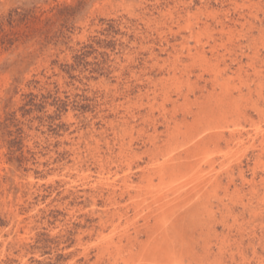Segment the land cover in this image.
Instances as JSON below:
<instances>
[{
    "label": "rangeland",
    "instance_id": "374dc122",
    "mask_svg": "<svg viewBox=\"0 0 264 264\" xmlns=\"http://www.w3.org/2000/svg\"><path fill=\"white\" fill-rule=\"evenodd\" d=\"M215 28L225 32L219 33ZM227 28L233 29L229 32ZM261 41L264 42V0H0V264H112L118 255L128 256L153 244H160L163 249L186 250L184 264H217L218 261V264H264V139H261L264 119L252 106L256 101L264 109V43ZM208 66L216 71L222 69L220 78L230 81L235 97L243 99L248 118L257 122L258 127L252 129L250 121L242 120V126L249 132L243 130L241 146L233 141L227 147L222 140L221 147L215 148L216 142L212 143L211 147L217 150L210 152L215 153L217 161L212 173L205 164L203 172H209L208 176L218 174L219 184L207 183L205 198L185 204L175 220L168 217L171 222L164 223L149 213L151 198L142 205L138 203L145 194L148 175L159 186L153 165L156 159L163 162V153L181 142L178 129L185 131L198 123L204 127L207 119H212L204 111L214 114L218 110L209 98L213 73H208ZM238 84L243 89L241 92L234 90ZM260 88L263 96L258 98L256 93ZM215 124L209 128L212 135L220 132ZM228 132L225 131L226 138ZM247 145L252 146L247 149ZM223 149L230 151L228 158L220 151ZM115 203L118 205L114 207ZM159 224L161 228L157 229ZM139 227L141 230H136ZM117 246L121 247L119 253ZM194 253L201 257L196 259ZM116 263L123 264L122 257Z\"/></svg>",
    "mask_w": 264,
    "mask_h": 264
},
{
    "label": "bare ground",
    "instance_id": "6f19581e",
    "mask_svg": "<svg viewBox=\"0 0 264 264\" xmlns=\"http://www.w3.org/2000/svg\"><path fill=\"white\" fill-rule=\"evenodd\" d=\"M190 15V14H189ZM257 17V16H256ZM258 18V17H257ZM222 20V19H221ZM223 21V20H222ZM262 21V20H261ZM191 22V21H190ZM224 22V21H223ZM220 23V22H219ZM225 23V22H224ZM260 23V22H259ZM240 24V23H239ZM238 25V24H237ZM245 25V24H244ZM189 26V25H188ZM215 26V25H214ZM221 26H223V25H221ZM225 26V25H224ZM227 26V25H226ZM230 26V25H229ZM233 26H235V25H233ZM195 27V26H194ZM223 28V27H222ZM237 28V27H236ZM242 28V27H241ZM215 29H217V28H215ZM214 29V30H215ZM220 29V28H219ZM233 29V28H232ZM231 29V30H232ZM231 30H229L228 28H227V31H231ZM235 30H237V29H235ZM246 30V29H245ZM255 30V29H254ZM257 30V29H256ZM255 30V31H256ZM216 31H218V29L216 30ZM221 32H225V31H223V30H220ZM220 31H218L219 33H220ZM244 31V30H243ZM245 32V31H244ZM247 32H249V31H247ZM210 33V32H209ZM211 33H213V32H211ZM232 33V32H231ZM240 33V32H239ZM246 33V32H245ZM216 34V33H215ZM228 34V33H227ZM244 34V33H243ZM230 34H228V36H229ZM235 35V34H234ZM246 35V34H245ZM218 36V35H217ZM227 36V37H228ZM237 36H239V34L237 35ZM247 36V35H246ZM256 36V35H255ZM222 37V36H221ZM226 37V38H227ZM231 37V36H230ZM212 38V37H211ZM233 38H235V37H233ZM232 38V39H233ZM239 38V37H238ZM241 38V37H240ZM261 38V37H260ZM263 38V37H262ZM186 39V38H185ZM220 39V38H219ZM219 39H218V41H219ZM228 39H231V38H228ZM242 39H243V37H242ZM252 39V38H251ZM210 40V39H209ZM240 40V39H239ZM212 41V40H211ZM210 41V42H211ZM225 41V40H224ZM244 41H245V39H244ZM221 42V41H220ZM229 42H233L232 40L231 41H229ZM228 42V43H229ZM262 43H264L263 41H261ZM252 43H253V41H252ZM259 43V42H258ZM198 44H200V43H198ZM218 44H220V43H218ZM224 44V43H223ZM234 44V43H233ZM249 44V43H248ZM202 45V44H201ZM206 45V44H205ZM209 45V44H208ZM234 45H236V44H234ZM237 45H239V44H237ZM236 45V46H237ZM262 45V44H261ZM183 46V45H182ZM198 46V45H197ZM210 46V45H209ZM231 46V45H230ZM243 46V45H242ZM263 46V45H262ZM193 47V46H192ZM207 47V46H206ZM234 47V46H233ZM248 47V46H247ZM250 48H252L251 46H249ZM257 47V46H256ZM255 47V48H256ZM259 47V46H258ZM230 48V47H229ZM228 48V49H229ZM241 48V47H240ZM260 48V47H259ZM199 49H200V47H199ZM198 49V50H199ZM211 49H212V47H211ZM215 49V48H214ZM236 49H238V48H236ZM249 49V48H248ZM264 49V48H263ZM205 50V49H204ZM216 50V49H215ZM219 50V49H218ZM240 50V49H239ZM251 50V49H250ZM249 50V51H250ZM192 51V50H191ZM208 51V50H207ZM212 51V50H211ZM232 51V50H231ZM230 51V52H231ZM264 51V50H263ZM224 52V51H223ZM229 52V53H230ZM252 52V51H251ZM184 53V52H183ZM194 53H196V52H194ZM227 53H228V51H227ZM228 53V54H229ZM248 53V52H247ZM246 53V54H247ZM254 53V52H253ZM258 53V52H257ZM189 54H191V53H189ZM200 54H201V52H200ZM203 54H204V52H203ZM225 54H226V52H225ZM238 54V53H237ZM237 54H235V55H237ZM245 54V55H246ZM186 55V54H185ZM210 55V54H209ZM214 55H215V53H214ZM217 55H219V54H217ZM216 55V56H217ZM231 55L233 56V54H232V52H231ZM234 55V56H235ZM241 55V54H240ZM179 56V55H178ZM188 56V55H187ZM205 56V55H204ZM229 56V55H228ZM177 57V56H176ZM185 57V56H184ZM189 57V56H188ZM195 57V56H194ZM201 57H202V55H201ZM220 57H221V55H220ZM245 57V56H244ZM247 57V56H246ZM245 57V58H246ZM190 58H192V56L190 57ZM205 58V57H204ZM231 58V57H230ZM236 58V57H235ZM234 58V59H235ZM241 58V57H240ZM180 59V58H179ZM216 59H217V57H216ZM206 60V59H205ZM204 60V62H206ZM230 60H232V59H230ZM236 60V59H235ZM239 60V59H238ZM249 60H251V59H249ZM255 60V59H254ZM170 61V60H169ZM210 61V60H209ZM219 61H220V59H219ZM221 61H223V60H221ZM216 62H218V60L216 61ZM224 62V61H223ZM239 62V61H238ZM254 62V61H253ZM202 63V62H201ZM204 64V63H203ZM207 64V63H206ZM214 63H212V65H213ZM216 64V63H215ZM219 64V63H218ZM230 64V63H229ZM245 64V63H244ZM244 64H242V65H244ZM248 64V63H247ZM185 65V64H184ZM208 65V64H207ZM257 65V64H256ZM258 65H260V64H258ZM264 65V64H263ZM176 66V65H175ZM215 66V65H214ZM247 66H249V65H247ZM173 67V66H172ZM199 67V66H198ZM204 67V66H203ZM210 66H208L207 68H208V73H210V74H212L213 73V75L211 76V78H210V80L209 79H207V80H209L211 83H212V87H213V89H212V91H211V94H210V96H209V98H211L210 100H212V103H214V104H211L213 107H214V105H215V107L216 108H218V110L217 109H215V110H217V111H215L214 112V114L212 113V111L210 112L209 110H206V111H204V109H200V107H201V105L199 106V105H197V106H199V109H200V111L202 112V111H204V112H206V113H209L208 114V116H211V118L212 119H210V120H208L207 119V121L205 122V121H203V122H205L206 124H205V126L202 128V127H200V126H198L199 125V123H198V125L196 126V124H195V126L194 125H190L191 123L190 122H188V121H186V122H188V123H190L189 125V127L187 128V130H185V131H181L180 132V129H178V127H177V129L179 130L178 132H179V134L180 135H182V139H179V140H181V142L179 143V144H177V141H176V144H177V146H175L174 145V147H172V148H169V149H167V152L165 151V153H163V162L162 161H160V159H156L155 161L156 162H154L155 164L153 165V168H155L156 169V171H157V176L159 177V179H160V184H159V186H157V185H154V183H153V178L150 176V175H148V180H147V184L145 185V194L144 195H142V200L140 201V203H138V204H140V205H142V203L144 204V202H145V200L146 199H148V198H151L153 201H152V204L151 205H149L148 207V209H149V213H151V215L153 214L155 217L156 216H158L161 220V222H171L170 220H167L168 219V217H173L172 219H174L175 220V218H177V217H175L176 215H178V214H176V213H178L179 211V209L181 210V207L183 208V206H185V204L187 205L189 202H191L192 200H201V197H204L203 196V194H204V189H205V185H207V183H209V185H214V183L216 184H219L218 182H219V178L217 177V175L218 174H216V175H212V176H208V174H210L209 172H211L212 173V170H214V166H215V163H216V161H217V159L215 158V153L213 154L212 152H210V150L211 151H213V152H215L216 150L215 149H213V147H211L212 146V143L214 142H216L214 145H215V148H218V147H221L220 146V144H221V141L222 140H224L223 142H225V145L227 146V147H229V146H231L232 144V142H233V144L234 143H237L238 144V146L240 145L241 146V144H243V130H245L246 132H249V130L247 129H245V127L244 126H242V120H245V121H247V122H251V127H252V129L255 127V130H256V128L258 127L257 126V122L255 123L254 121H253V119H251V118H248V115H247V112H246V110H247V108H246V110H245V105L244 104H242V100L243 99H237V98H239V96L238 97H235V95H234V93H233V87H231L229 84H231L230 83V81H228V79L227 80H224V78L222 77V78H220L221 76H222V74H221V70H219V71H216V70H214V68H209ZM223 67H224V65H223ZM227 67V66H226ZM244 67V66H243ZM191 68V67H190ZM228 68H229V66H228ZM170 69V68H169ZM215 69H219V68H215ZM224 69V68H223ZM236 69H237V67H236ZM173 70V69H172ZM206 70V69H205ZM227 70V69H226ZM187 71V70H186ZM202 71V70H201ZM234 71V70H233ZM232 71V72H233ZM262 71V70H261ZM163 72V71H162ZM176 71L174 70V73H175ZM239 72V71H238ZM254 72H255V70H254ZM184 73V72H183ZM201 73H203V72H201ZM201 73H199V74H201ZM257 73V72H256ZM233 74H234V72H233ZM202 75V74H201ZM227 75V74H226ZM173 76V75H172ZM187 76V75H186ZM198 76V75H197ZM210 76V75H209ZM230 76V75H229ZM247 76V75H246ZM257 76V75H256ZM262 76V75H261ZM237 77V76H236ZM239 77L241 78V75H239ZM200 78V77H199ZM249 78V77H248ZM261 78V77H260ZM186 79V78H185ZM221 79H223V81L221 82ZM235 79V78H234ZM255 79V78H254ZM161 80V79H160ZM159 80V81H160ZM200 80H201V78H200ZM203 80V79H202ZM233 80V79H232ZM245 80V79H244ZM246 80H247V78H246ZM258 80V79H257ZM159 81H157V82H159ZM162 81V80H161ZM251 81H252V79H251ZM250 81V82H251ZM261 81V80H260ZM264 81V80H263ZM178 83V82H177ZM188 83V82H187ZM249 83V82H248ZM255 83V82H254ZM258 83V82H257ZM161 84V83H160ZM165 84V83H164ZM199 84V83H198ZM243 84V83H242ZM256 84V83H255ZM209 85V84H208ZM253 85V84H252ZM259 85V84H258ZM263 85V84H262ZM210 86V85H209ZM217 86L219 87V89L220 90H218V88H217ZM257 86V85H256ZM264 86V85H263ZM262 86V87H263ZM152 87V86H151ZM180 87V86H179ZM207 87V86H206ZM243 87H246V86H243ZM253 87V86H252ZM150 88V87H149ZM157 88V87H156ZM160 88V87H159ZM195 88V87H194ZM205 88V87H204ZM235 89L234 90H236L237 89V91L239 90L240 92L243 90L242 89V87L238 84L237 86H235L234 87ZM250 88V87H249ZM264 88V87H263ZM151 89V88H150ZM200 89V88H199ZM198 89V90H199ZM248 89V88H247ZM252 89V88H251ZM256 89V88H255ZM181 90V89H180ZM205 90V89H204ZM249 90V89H248ZM247 91V90H246ZM262 88H260V89H258V91H257V95H258V98H261L262 96H263V93H262ZM149 92V91H148ZM151 92V91H150ZM167 92V91H166ZM180 92V91H179ZM191 92V91H190ZM197 92V91H196ZM195 92V93H196ZM251 92V91H250ZM147 93V92H146ZM170 93V92H169ZM177 93V92H176ZM208 93V92H207ZM236 93V92H235ZM252 93V92H251ZM152 94V93H151ZM165 94V93H164ZM168 94V93H167ZM180 94V93H179ZM192 94V93H191ZM194 94V93H193ZM241 95L243 94V93H240ZM239 94V95H240ZM247 94V93H246ZM169 95V94H168ZM173 95V94H172ZM186 95V94H185ZM200 95V94H199ZM205 95V94H204ZM148 97H149V95H147ZM153 95H151V97H152ZM165 96V95H164ZM183 96H184V94H183ZM197 96V95H196ZM201 96V95H200ZM245 96V95H244ZM249 96V95H248ZM158 97V96H157ZM195 97V96H194ZM155 98H156V95H155ZM155 98H154V100H155ZM184 98V97H183ZM203 97H201V99H202ZM241 98V97H240ZM246 98H248L247 97V95H246ZM245 98V99H246ZM192 99V98H191ZM264 99V98H263ZM150 100V99H149ZM153 100V99H152ZM151 100V101H152ZM153 100V101H154ZM177 100V99H176ZM183 100V99H182ZM194 100H196L195 98H194ZM199 101V100H198ZM208 101V100H207ZM252 101V100H251ZM185 102V101H184ZM196 102V101H195ZM210 102V101H209ZM247 102V101H246ZM264 102V101H263ZM151 103V102H150ZM173 103H175V101L173 102ZM182 103V102H181ZM189 103V102H188ZM190 103H191V100H190ZM193 103H194V101H193ZM193 103H191L192 105H195V104H193ZM205 103V102H204ZM248 103V102H247ZM259 103V102H258ZM153 104V103H152ZM198 104V103H197ZM203 104V103H202ZM162 105V104H161ZM185 105V108H186V103L184 104ZM209 105V104H208ZM249 105V104H248ZM203 106V105H202ZM252 106L254 107V108H256L257 109V111H258V114L260 115V118L262 119H264V109L263 108H261V107H259V105L257 104V102L256 101H253V104H252ZM195 107H196V105H195ZM206 107V106H205ZM213 107H211V109L213 108ZM155 108V107H154ZM197 108V107H196ZM208 109V108H207ZM250 110V109H249ZM176 111V110H175ZM197 111V110H196ZM199 111V112H200ZM251 111V110H250ZM172 112V111H171ZM179 112H181V111H179ZM183 112V111H182ZM199 112H196V113H198L199 114ZM203 112V113H204ZM252 112V111H251ZM163 113H165L164 111H163ZM184 113H185V111H184ZM250 113V112H249ZM170 114V113H169ZM168 114V115H169ZM257 114V113H256ZM163 115V114H162ZM206 115V114H205ZM190 116V115H189ZM201 116H203V115H201ZM200 115H199V117H201ZM258 116V115H257ZM177 117V116H176ZM180 117V116H179ZM182 117V116H181ZM195 117V116H194ZM198 117V116H197ZM259 117V116H258ZM182 118H184V116L182 117ZM204 118V117H203ZM171 119V118H170ZM189 119V118H188ZM199 119V118H198ZM201 119V118H200ZM206 119V118H205ZM168 120V119H167ZM172 120V119H171ZM174 120V119H173ZM179 120V119H178ZM183 120V119H182ZM255 120V119H254ZM198 121V120H197ZM170 122V121H169ZM182 122V121H181ZM192 122V121H191ZM214 122H216V124L215 125H217V127L219 128V130H220V132H217L218 130L215 128V130H217L215 133L216 134H218V135H216V134H211V132H210V130H209V128H211V126L214 124ZM260 122V121H259ZM263 122V121H262ZM155 123V122H154ZM180 123V122H179ZM111 124H112V122H111ZM202 124V123H201ZM212 124V125H211ZM157 125V124H156ZM171 125H173V124H171ZM186 125V124H185ZM230 125L232 126V127H230ZM246 125H248V124H246ZM259 125V124H258ZM112 126V125H111ZM133 126V125H132ZM161 126V125H160ZM168 126V125H167ZM169 127H170V124H169ZM183 127V126H182ZM260 127V126H259ZM172 128V127H171ZM176 128V127H175ZM175 128H174V130H175ZM179 128H181V126H179ZM213 128V127H212ZM157 130V129H156ZM171 130V129H170ZM229 131L228 133H229V138H226V135H225V131ZM251 130V129H250ZM148 131V130H147ZM169 131V130H168ZM167 131V132H168ZM130 132V131H129ZM153 132V131H152ZM257 132H259V129H257ZM260 133H261V131H260ZM263 133V132H262ZM114 134H115V131H114ZM166 134V133H165ZM175 134H177L176 132H175ZM252 134V133H251ZM255 134V133H254ZM258 134V133H257ZM264 134V133H263ZM157 135V134H156ZM172 135H174L173 133H172ZM171 135V136H172ZM214 135H216L217 137H215ZM261 135V134H260ZM140 136H141V134H140ZM251 135L249 134L248 135V137H250ZM257 137H259L258 135H256ZM255 136V137H256ZM263 136V135H262ZM166 137V136H165ZM170 136H168V138H169ZM173 137V136H172ZM176 137V136H175ZM245 137V136H244ZM116 138V137H115ZM215 138H217L216 140H213V139H215ZM252 138H254V137H252ZM155 139V138H154ZM249 139H251V138H249ZM262 139V141H263V139H264V136H263V138H261ZM145 140V139H144ZM160 140V139H159ZM170 140V139H169ZM248 140V139H247ZM247 140H245V141H247ZM252 141L251 142H253V139H251ZM260 140V139H259ZM258 140V141H259ZM115 141V140H114ZM124 141H125V139H124ZM142 141V140H141ZM156 141V140H155ZM172 141V140H171ZM249 141V140H248ZM255 141V140H254ZM116 142V141H115ZM134 142V141H133ZM159 142V141H158ZM174 142V141H173ZM250 142V141H249ZM251 142L250 143H248L249 145L251 144ZM132 143V142H131ZM156 143V142H155ZM164 143V142H163ZM175 143V142H174ZM259 143H260V141H259ZM134 144V143H133ZM151 144V143H150ZM172 143L170 142V145H171ZM246 144V143H245ZM159 145V144H158ZM168 145V144H167ZM234 145H236V144H234ZM253 145V144H252ZM251 145V146H252ZM255 145V144H254ZM109 146V145H108ZM111 146V145H110ZM124 146V145H123ZM131 146V145H130ZM145 146V145H144ZM243 146H246V145H243ZM251 146H248L247 145V149H248V147H251ZM121 147V146H120ZM223 147V146H222ZM255 147V146H254ZM133 148V147H132ZM233 148V147H232ZM246 148V147H245ZM98 149V148H97ZM118 149H120L119 147H118ZM238 149V148H237ZM257 149H258V146H257ZM114 150V149H113ZM156 150V149H155ZM225 149H223V151L222 150H220L221 152H223V154H225L226 155V157L229 155V153L228 152H230V151H224ZM245 150V149H244ZM262 150V149H261ZM125 151V150H124ZM197 151H200V152H197ZM237 151V150H236ZM239 151V150H238ZM237 151V152H238ZM247 151V150H246ZM258 151V150H257ZM112 152V151H111ZM196 152V153H195ZM220 152V153H221ZM254 152H256V151H254ZM261 152V151H260ZM114 153V152H113ZM126 153V152H125ZM151 153V152H150ZM157 153V152H156ZM219 153V152H218ZM239 153V152H238ZM262 153V152H261ZM149 154V153H148ZM183 154H185V156L183 155ZM248 154H250V153H248ZM113 155V154H112ZM116 155V154H115ZM151 155V154H150ZM161 155V154H160ZM231 155V154H230ZM233 155V154H232ZM241 155V154H240ZM239 155V156H240ZM243 155V154H242ZM261 155V154H260ZM157 156V155H156ZM238 156V155H237ZM236 156V157H237ZM125 157V156H124ZM155 157V156H154ZM226 157H222L223 159H225ZM242 157V156H241ZM248 157V156H247ZM261 157V156H260ZM120 158H122V156L120 157ZM119 158V159H120ZM132 158V157H131ZM156 158V157H155ZM154 158V159H155ZM228 158V157H227ZM230 158H233V156L232 157H230ZM82 159V158H81ZM123 159V158H122ZM142 159H143V157H142ZM220 159V158H219ZM234 159V158H233ZM245 159V158H244ZM260 159V158H259ZM118 160V159H117ZM121 160V159H120ZM132 160V159H131ZM159 160V161H158ZM220 160H222V159H220ZM236 160V159H235ZM78 161H80V160H78ZM133 161V160H132ZM131 161V162H132ZM143 161V160H142ZM147 161V160H146ZM150 161V160H149ZM154 161V160H153ZM228 161H229V159H228ZM246 161V160H245ZM122 162V161H121ZM136 162H137V160H136ZM227 162V161H226ZM232 162H233V160H232ZM236 162H239L238 160H236ZM261 162V161H260ZM120 163V162H119ZM150 163V162H149ZM218 163H219V161H218ZM231 163V162H230ZM230 163L228 162V165H230ZM120 164H122V163H120ZM124 164V163H123ZM122 164V165H123ZM142 164V163H141ZM140 164V165H141ZM203 164H205L206 166H208V168L210 167V169H209V172H203V171H205V168H203ZM264 164V163H263ZM138 165V164H137ZM218 165V164H217ZM231 165H232V163H231ZM248 165V164H247ZM80 166V165H79ZM87 166V165H86ZM85 166V167H86ZM148 166V165H147ZM81 167V166H80ZM88 167V166H87ZM125 167V166H124ZM142 167V166H141ZM219 167V166H218ZM222 167V166H221ZM226 167V166H225ZM225 167H224V169H225ZM252 167V166H251ZM76 168V167H75ZM79 168V167H78ZM134 168V167H133ZM136 168V167H135ZM223 168V167H222ZM227 168H229V167H227ZM254 168V167H253ZM263 168V167H262ZM261 168V169H262ZM77 169V168H76ZM86 169V168H85ZM128 169V168H127ZM216 169V168H215ZM223 169V170H224ZM235 169V168H234ZM246 169V168H245ZM81 170V169H80ZM104 170V169H103ZM111 170V169H110ZM226 170V169H225ZM231 170H233V169H231ZM264 170V169H263ZM132 171V170H131ZM134 171V170H133ZM136 171V170H135ZM146 171V170H145ZM207 171V170H206ZM220 171V170H219ZM236 171V170H235ZM80 172V171H79ZM83 172V171H82ZM81 172V173H82ZM89 172V171H88ZM87 172V173H88ZM127 172V171H126ZM223 172V171H222ZM227 172V171H226ZM245 172H247L246 170H245ZM261 172V171H260ZM263 172V171H262ZM139 173V172H138ZM219 173V172H218ZM233 173V172H232ZM235 173V172H234ZM132 174H133V172H132ZM155 174V173H154ZM223 174V173H222ZM239 174V173H238ZM252 174H254V172L252 173ZM87 175V174H86ZM111 175V174H110ZM114 175H116V173L114 174ZM124 175V174H123ZM130 175V174H129ZM207 175V178L205 179L203 176H206ZM229 175V174H228ZM227 175V176H228ZM242 175V174H241ZM249 175V174H248ZM256 175V174H255ZM90 176V175H89ZM88 176V177H89ZM119 176V175H118ZM141 176V175H140ZM139 176V177H140ZM225 176V175H224ZM234 176V175H233ZM250 176V175H249ZM254 176V175H253ZM252 176V177H253ZM85 177V176H84ZM103 177V176H102ZM110 177V176H109ZM130 177H131V175H130ZM142 177V176H141ZM144 177V176H143ZM156 177V176H155ZM222 177V176H221ZM251 177V176H250ZM258 177H260V176H257V178ZM82 178V177H81ZM87 178V177H86ZM106 178V177H105ZM111 178V177H110ZM115 178V177H114ZM138 178V177H137ZM145 178V177H144ZM227 178V177H226ZM239 178H240V176H239ZM246 178V177H245ZM244 178V179H245ZM256 178V177H255ZM261 178V177H260ZM263 178V177H262ZM88 179V178H87ZM86 179V180H87ZM103 179V178H102ZM109 179V178H108ZM107 179V180H108ZM121 179H122V177H121ZM125 179V178H124ZM146 179V178H145ZM222 179H223V177H222ZM247 179V178H246ZM245 179V180H246ZM84 180V179H83ZM113 180V179H112ZM127 180V179H126ZM132 180V179H131ZM228 180V179H227ZM260 180V179H259ZM102 181V180H101ZM100 181V182H101ZM111 181V180H110ZM115 181V180H114ZM120 181V180H119ZM118 181V182H119ZM122 181V180H121ZM138 181V180H137ZM237 181V180H236ZM235 181V182H236ZM106 182V181H105ZM117 182V181H116ZM228 182V181H227ZM246 182H247V180H246ZM249 182V181H248ZM251 182V181H250ZM253 182V181H252ZM259 182V181H258ZM111 183H112V181H111ZM110 183V184H111ZM128 183V182H127ZM141 183V182H140ZM139 183V184H140ZM146 183V182H145ZM144 183V184H145ZM156 183H158L157 181H156ZM263 183V182H262ZM102 184V183H101ZM100 184V185H101ZM124 184V183H123ZM138 184V185H139ZM202 184H204L203 186H202ZM84 185H86V184H84ZM90 185V184H89ZM95 185V184H94ZM109 185V184H108ZM114 185V184H113ZM116 185V184H115ZM141 185V184H140ZM241 185V184H240ZM253 185H254V183H253ZM101 186H103V185H101ZM112 186V185H111ZM120 186V185H119ZM127 186V185H126ZM248 186V185H247ZM249 186H252V185H249ZM98 187H100L99 185H98ZM105 187V186H104ZM115 187V186H114ZM135 187V185L133 186V188ZM224 187H225V185H224ZM263 187V186H262ZM95 188V187H94ZM93 188V189H94ZM107 188V187H106ZM105 188V189H106ZM217 188V187H216ZM254 188V187H253ZM97 189V188H96ZM108 189V188H107ZM128 189V188H127ZM135 189V188H134ZM142 189V188H141ZM144 189V188H143ZM226 188H224V190H225ZM229 189V188H228ZM246 189V188H245ZM248 190L249 189H251V188H247ZM99 190H101V189H99ZM119 190H120V188H119ZM223 190V191H224ZM106 191V190H105ZM123 191H124V189H123ZM206 191V190H205ZM227 191V190H226ZM255 191V190H254ZM261 191V190H260ZM103 192V191H102ZM110 192V191H109ZM112 192V191H111ZM114 192V191H113ZM143 192V191H142ZM219 192V191H218ZM236 192V191H235ZM234 192V193H235ZM249 192V191H248ZM83 193V192H82ZM84 193H85V191H84ZM225 193V192H224ZM243 193V192H242ZM120 194V193H119ZM130 194V193H129ZM140 194V193H139ZM226 194V193H225ZM264 194V193H263ZM97 195V194H96ZM108 195V194H107ZM107 195H106V199H107ZM113 194H111V196H112ZM133 195V194H132ZM231 195V194H230ZM236 195V194H235ZM238 195V194H237ZM258 195V194H257ZM122 196V195H121ZM127 196V198H128V194L126 195ZM125 196V197H126ZM146 196V197H145ZM232 196V195H231ZM252 197H253V195H251ZM260 196V195H259ZM101 197V196H100ZM110 197V196H109ZM108 197V198H109ZM113 197V196H112ZM111 197V198H112ZM116 197V196H115ZM114 197V198H115ZM123 197V196H122ZM136 197V196H135ZM238 197V196H237ZM240 197H241V195H240ZM99 198V197H98ZM205 198V197H204ZM203 198V199H204ZM248 198V197H247ZM96 199V198H95ZM105 199V200H106ZM134 199V198H133ZM140 199V198H139ZM232 199V198H231ZM264 199V198H263ZM4 200V199H3ZM103 200H104V198H103ZM229 200V199H228ZM238 200H240V198L238 199ZM248 200V199H247ZM254 200V199H253ZM259 200V199H258ZM5 201V200H4ZM3 201V202H4ZM122 201V200H121ZM148 201H150V200H148ZM233 201V200H232ZM241 201V200H240ZM246 201V200H245ZM249 201V200H248ZM100 202V201H99ZM104 202V201H103ZM102 202V203H103ZM110 202H111V200H110ZM115 202H118V201H115ZM134 202V201H133ZM139 202V201H138ZM197 202V201H196ZM201 202V201H200ZM203 202H205V201H203ZM243 202V201H242ZM63 203V202H62ZM96 203V202H95ZM127 203H128V200H127ZM213 203V202H212ZM223 203H225L226 204V202L224 201ZM223 203H220V204H223ZM233 203V202H232ZM232 203L230 202V204L232 205ZM117 203H115L113 206L115 207V205H116ZM147 204V203H146ZM145 204V205H146ZM191 204H192V202H191ZM241 204V203H240ZM249 204V203H248ZM256 204V203H255ZM102 205H104V204H102ZM118 205V204H117ZM190 205V204H189ZM205 205V204H204ZM242 205V204H241ZM93 206V205H92ZM101 206V205H100ZM131 206V205H130ZM129 206V207H130ZM147 206V205H146ZM223 206V205H222ZM221 206V207H222ZM245 206V205H244ZM251 206H253V205H251ZM118 207V206H117ZM122 207V206H121ZM135 207V206H134ZM142 207H144V206H142ZM141 207V208H142ZM187 207V206H186ZM186 207L184 208V209H186ZM189 207V206H188ZM226 207H227V205H226ZM225 207V208H226ZM243 207V206H242ZM241 207V208H242ZM261 208H262V206H260ZM108 208V207H107ZM113 208V207H112ZM123 208V207H122ZM121 208V209H122ZM128 208V207H127ZM136 208H137V206H136ZM135 208V209H136ZM218 208H219V206H218ZM255 208V207H254ZM97 209V208H96ZM106 209V208H105ZM105 209H103V210H105ZM116 209V208H115ZM114 209V210H115ZM129 209V208H128ZM134 209V210H135ZM195 209V208H194ZM194 209L193 210H191V213H192V211L194 212ZM201 209V208H200ZM203 209V208H202ZM212 209V208H211ZM226 209H228V208H226ZM225 209V210H226ZM251 209H252V207H251ZM257 209H259V208H257ZM106 210H108V209H106ZM110 210V209H109ZM132 210V209H131ZM141 210V209H140ZM143 210V209H142ZM214 210V209H213ZM222 210V209H221ZM224 210V209H223ZM232 210V209H231ZM242 210V209H241ZM248 210V209H247ZM91 211H93V210H91ZM111 211H112V209H111ZM137 211V210H136ZM145 211V210H144ZM147 211V210H146ZM189 211V210H188ZM198 211H200V210H198ZM260 211V210H259ZM116 212H117V210H116ZM124 212V211H123ZM140 212V211H139ZM203 212V211H202ZM201 212V213H202ZM206 212V211H205ZM208 212V211H207ZM224 212V211H223ZM237 212V211H236ZM243 212V211H242ZM258 212V211H257ZM256 212V213H257ZM107 213V212H106ZM111 213V212H110ZM119 213V212H118ZM122 213V212H121ZM135 214H136V212H134ZM144 213V212H143ZM190 213V214H191ZM218 213V212H217ZM226 213H227V211H226ZM225 213V214H226ZM234 213V212H233ZM238 213V212H237ZM250 213H252V211L250 212ZM112 214V213H111ZM123 214V213H122ZM121 214V215H122ZM130 214V213H129ZM145 214V213H144ZM181 214V213H180ZM210 214H212V213H210ZM210 214H208V215H210ZM246 214V213H245ZM252 214H254V213H252ZM258 214V213H257ZM13 215V214H12ZM86 215V214H85ZM95 215V214H94ZM191 215H194V214H191ZM203 215V214H202ZM216 215V214H215ZM219 215H221V214H219ZM228 215H229V213H228ZM232 215V214H231ZM231 215H229V216H231ZM91 215H89V217H90ZM119 216V215H118ZM140 216V215H139ZM148 216V215H147ZM205 216V215H204ZM224 216V215H223ZM228 216V217H229ZM86 217H87V215H86ZM94 217V216H93ZM109 217V216H108ZM114 217H115V215H114ZM113 217V218H114ZM117 217V216H116ZM149 217V216H148ZM153 217V216H152ZM179 217H181V216H179ZM183 217H184V215H183ZM209 217V216H208ZM227 217V216H226ZM241 217V216H240ZM255 217V216H254ZM13 218H14V216H13ZM100 218V217H99ZM99 218H97V219H99ZM104 218V217H103ZM119 218V217H118ZM117 218V219H118ZM121 218V217H120ZM123 218V217H122ZM138 218V217H137ZM137 218H135V219H137ZM150 218V217H149ZM158 218V219H159ZM190 217H188V219H189ZM193 218V217H192ZM214 218V217H213ZM222 218V217H221ZM231 218H232V216H231ZM236 218V217H235ZM234 218V219H235ZM250 217H248V219H249ZM253 218V217H252ZM19 219V218H18ZM106 219V218H105ZM115 219V218H114ZM130 219V218H129ZM133 219V218H132ZM144 220H145V218H143ZM155 221L157 220L156 218H153ZM212 219V218H211ZM210 219V220H211ZM217 219V218H216ZM215 219V220H216ZM219 219V218H218ZM224 219V218H223ZM227 219V218H226ZM225 219V220H226ZM233 219V218H232ZM231 219V220H232ZM107 220H110V219H107ZM146 220H147V218H146ZM153 220V221H154ZM181 220H182V218H181ZM203 220H204V218H203ZM209 220V221H210ZM243 219H241V221H242ZM250 220H252V219H250ZM250 220H248V221H250ZM13 221V220H12ZM11 221V222H12ZM98 221V220H97ZM113 221V220H112ZM125 221V220H124ZM123 221V222H124ZM127 222H128V220H126ZM143 221V220H142ZM150 221V220H149ZM183 221V220H182ZM181 221V222H182ZM206 221H208V220H206ZM224 221V220H223ZM230 221V220H229ZM240 221V220H239ZM246 221V220H245ZM102 222V221H101ZM108 222V221H107ZM119 222V221H118ZM117 222V223H118ZM122 222V224H124L125 225V223H123ZM130 222H132V221H130ZM133 222H134V219H133ZM157 222V221H156ZM159 222V221H158ZM173 222V221H172ZM205 222V221H204ZM220 222V221H219ZM222 222V221H221ZM225 222V221H224ZM223 222V223H224ZM13 223V222H12ZM113 223V222H112ZM116 223V224H117ZM120 223H121V219H120ZM137 223V222H136ZM175 223V222H174ZM192 223V222H191ZM203 223V222H202ZM202 223H200V225H203ZM216 223V222H215ZM226 223V222H225ZM232 223V222H231ZM115 224V223H114ZM119 224V223H118ZM131 224V223H130ZM142 224V223H141ZM144 224H146L147 225V223H144ZM144 224H143V226H144ZM152 224V223H151ZM154 224V223H153ZM161 224V223H160ZM159 224V225H160ZM172 224V223H171ZM188 224V223H187ZM196 224V223H195ZM209 224H211V223H209ZM207 225V226H210V225ZM214 224V223H213ZM222 224V223H221ZM228 224H229V222H228ZM236 224V223H235ZM19 225V224H18ZM100 225H102V223L100 224ZM123 225V226H124ZM162 225V224H161ZM161 225L157 228V229H160L161 228ZM184 225V224H183ZM198 225V224H197ZM214 225H216V224H214ZM224 225V224H223ZM227 225V224H226ZM231 225V224H230ZM240 225V224H239ZM105 226V225H104ZM117 226V225H116ZM133 226V225H132ZM138 225H136V227H137ZM199 226V225H198ZM220 226V225H219ZM241 226V225H240ZM255 226H257V225H255ZM17 227V226H16ZM100 227V226H99ZM149 227V226H148ZM151 227V226H150ZM153 227V226H152ZM156 227V226H155ZM164 227V226H163ZM172 227V226H171ZM182 227V226H181ZM188 227V226H187ZM200 227V226H199ZM198 227V228H199ZM211 227V226H210ZM209 227V228H210ZM214 226H212V228H213ZM225 227V226H224ZM230 227H232L233 229H234V227L231 225ZM243 227V226H242ZM253 227V226H252ZM12 228V227H11ZM103 228V227H102ZM113 228V227H112ZM116 228V227H115ZM145 228V227H144ZM147 228V227H146ZM154 228V227H153ZM153 228H152V232L154 231L153 230ZM205 228H207L208 229V227H205ZM236 228V227H235ZM241 228V227H240ZM257 228V227H256ZM80 229V228H79ZM93 229V228H92ZM95 229V228H94ZM140 229V227L138 228V229H136V230H139ZM162 229H164V228H162ZM173 229V228H172ZM184 229H185V227H184ZM187 229V228H186ZM185 229V230H186ZM190 229V228H189ZM188 229V230H189ZM201 229V228H200ZM199 229V230H200ZM250 229V228H249ZM253 229H254V227H253ZM253 229H251V230H253ZM2 230V229H1ZM4 230V229H3ZM2 230V231H3ZM91 230V229H90ZM102 230V229H101ZM103 230H104V228H103ZM135 230V229H134ZM141 230V229H140ZM166 230V229H165ZM229 231L230 230H232V229H228ZM247 230V229H246ZM255 230V229H254ZM1 231V232H2ZM17 231V230H16ZM93 231V230H92ZM112 231V230H111ZM146 231V230H145ZM150 231V230H149ZM148 231V232H149ZM178 231V230H177ZM176 231V232H177ZM205 231V230H204ZM209 232H210V230H208ZM208 231H206L207 233H208ZM215 231V230H214ZM217 231V230H216ZM223 231V230H222ZM221 231V232H222ZM257 231V230H256ZM82 232V231H81ZM84 232V231H83ZM114 232V231H113ZM116 232V231H115ZM126 232H128V230L126 231ZM142 232H143V230H142ZM159 232V231H158ZM200 232V231H199ZM198 232V233H199ZM227 232V231H226ZM231 232V231H230ZM11 233V232H10ZM94 233V232H93ZM121 233H122V231H121ZM131 233V232H130ZM150 234H151V232H149ZM155 233V232H154ZM179 233H181V232H179ZM189 233H190V230H189ZM213 233V232H212ZM215 233V232H214ZM218 233V232H217ZM237 233V232H236ZM249 233V232H248ZM251 233V232H250ZM2 234V233H1ZM17 234V233H16ZM97 234V233H96ZM107 234V233H106ZM113 234V233H112ZM117 234V233H116ZM115 234V235H116ZM126 234V233H125ZM127 234H129V233H127ZM157 234V233H156ZM170 234H172L171 232H170ZM178 233H176L175 235L176 236H178L177 235ZM182 234V233H181ZM209 234V233H208ZM216 234V233H215ZM227 234V233H226ZM231 234H233V233H231ZM243 234V233H242ZM253 234V233H252ZM257 234V233H256ZM87 235H88V233H87ZM86 235V236H87ZM102 235H105V233L104 234H102ZM121 235H123V234H121ZM120 235V236H121ZM137 235V234H136ZM144 235H145V233H144ZM153 235H155V234H153ZM164 235V234H163ZM169 234H167V236H168ZM190 235V234H189ZM223 235V234H222ZM249 235H251V234H249ZM1 236V235H0ZM81 236V235H80ZM90 236V235H89ZM97 236V235H96ZM114 236V235H113ZM118 236V235H117ZM149 237H150V235H148ZM152 236V235H151ZM160 236H162V235H159V237ZM165 236V235H164ZM171 236V235H170ZM210 236V235H209ZM220 236V235H219ZM224 236V235H223ZM238 236V235H237ZM245 236H247V235H245ZM255 236V235H254ZM264 236V235H263ZM15 237V236H14ZM83 237V236H82ZM103 237V236H102ZM111 238H112V236H110ZM109 237V238H110ZM128 237V236H127ZM153 238H155L154 236H152ZM157 237H158V235H157ZM163 237V236H162ZM161 237V238H162ZM169 237V236H168ZM190 237V236H189ZM207 237H208V235H207ZM211 237V236H210ZM216 237V236H215ZM225 237H227V236H225ZM232 237V236H231ZM236 237V236H235ZM241 237V236H240ZM239 237V238H240ZM3 238V237H2ZM12 238V237H11ZM81 238V237H80ZM79 238V239H80ZM92 238H93V236H92ZM97 238V237H96ZM99 238V237H98ZM108 238V239H109ZM116 238V237H115ZM148 238V237H147ZM164 238V237H163ZM185 238V237H184ZM238 238V239H239ZM250 238V237H249ZM248 238V239H249ZM77 239V238H76ZM118 239V238H117ZM120 239V238H119ZM146 239V238H145ZM152 239V238H151ZM160 239V238H159ZM186 239V238H185ZM189 239V238H188ZM204 239H205V237H204ZM214 239V238H213ZM229 239V238H228ZM232 239V238H231ZM245 239V238H244ZM7 240V239H6ZM10 240V239H9ZM18 240V239H17ZM131 240V239H130ZM133 240V239H132ZM131 240V241H132ZM136 240H137V238H136ZM150 240V239H149ZM161 240V239H160ZM166 240V239H165ZM167 240H169V239H167ZM166 240V241H167ZM198 240V239H197ZM245 240H247V239H245ZM261 240V239H260ZM4 241V240H3ZM93 241V240H92ZM102 240H100V242H101ZM105 241V240H104ZM110 241V240H109ZM120 241H121V239H120ZM123 241V240H122ZM159 241V240H158ZM165 241V242H166ZM173 241V240H172ZM195 241H196V239H195ZM217 241V240H216ZM230 241V240H229ZM234 241V240H233ZM240 241H242V240H240ZM249 241V240H248ZM250 241H252V240H250ZM250 241H249V243H250ZM80 242V241H79ZM113 242V241H112ZM130 242V241H129ZM139 242H142V241H139ZM175 242V241H174ZM219 242V241H218ZM223 242V241H222ZM221 242V243H222ZM224 242H227V241H224ZM223 242V243H224ZM235 242V241H234ZM260 242H262V241H260ZM259 242V243H260ZM264 242V241H263ZM99 243V242H98ZM117 243V242H116ZM126 243V242H125ZM124 243V244H125ZM138 243V242H137ZM167 243V242H166ZM169 243V242H168ZM201 243V242H200ZM199 243V244H200ZM205 243V242H204ZM253 243H254V241H253ZM252 243V244H253ZM84 244V243H83ZM82 244V245H83ZM85 244H87V242L85 243ZM101 244V243H100ZM100 244L98 245V246H100ZM103 244V243H102ZM142 244V243H141ZM152 244V243H151ZM172 244V243H171ZM206 244V243H205ZM205 244H203V245H205ZM213 244H216V242L214 243L213 242ZM213 244H209L210 246L211 245H213ZM219 244V243H218ZM241 244V243H240ZM115 245V244H114ZM119 245V244H118ZM120 245H122V244H120ZM145 245V244H144ZM147 245V244H146ZM162 245V244H161ZM166 245V244H165ZM202 245V244H201ZM220 245V244H219ZM238 245V244H237ZM257 245H259V244H257ZM105 246V245H104ZM107 246V245H106ZM113 246V245H112ZM129 246H131V245H129ZM160 246V244L159 245H156V244H153V247H151V248H149L148 249V247L147 248H145L144 250H140V249H138L139 251H141V252H137V253H133V252H130L129 254H128V256L126 255V256H121L122 257V263L123 264H184V261H185V257H187L186 256V253H185V251H183V250H176V249H168V248H165V249H163L161 246ZM170 245H168V247H169ZM174 246H175V244H174ZM194 246V245H193ZM214 246V245H213ZM229 246V245H228ZM231 246V245H230ZM252 246V245H251ZM89 247V246H88ZM96 247V246H95ZM110 247V246H109ZM115 247V246H114ZM126 247V246H125ZM181 247V246H180ZM201 247H203V246H201ZM205 247V246H204ZM218 248L217 249H219V246H217ZM225 247V246H224ZM232 247V246H231ZM244 246H242V248H243ZM247 247V246H246ZM249 247V246H248ZM255 247V246H254ZM253 247V248H254ZM262 247V246H261ZM98 248V247H97ZM105 248H107V247H105ZM116 248H118L117 249V251H116V253H119L118 251L120 250V246H117ZM134 248V247H133ZM141 248V247H140ZM188 248V250H189V247H187ZM196 248V247H195ZM210 248V247H209ZM221 248H222V246H221ZM228 248V247H227ZM233 248V247H232ZM256 248V247H255ZM82 249V248H81ZM183 249V248H182ZM199 249V248H198ZM216 249V250H217ZM262 249V248H261ZM101 250V249H100ZM103 250V249H102ZM109 250V249H108ZM129 250H131V249H129ZM222 250V249H221ZM228 250H229V248H228ZM240 250V249H239ZM244 250V249H243ZM248 250V249H247ZM246 250V251H247ZM98 251V250H97ZM96 251V252H97ZM107 251V250H106ZM127 251V250H126ZM223 251H225V250H223ZM253 251V250H252ZM251 251V252H252ZM263 251V250H262ZM85 251H83V253H84ZM100 252V251H99ZM110 252V251H109ZM108 252V253H109ZM112 252V251H111ZM114 252V251H113ZM190 252V251H189ZM192 252V251H191ZM195 252V251H194ZM212 252H213V250H212ZM218 253H219V250L217 251ZM216 252V253H217ZM239 252V251H238ZM253 252H255V251H253ZM86 253V252H85ZM104 253V252H103ZM122 253V252H121ZM125 253V252H124ZM196 253V252H195ZM194 253V254H195ZM237 253V252H236ZM235 253V254H236ZM241 253V252H240ZM188 254V253H187ZM193 254V255H194ZM210 254H212V253H210ZM223 253L221 252V255H222ZM226 254V253H225ZM231 254H232V252H231ZM230 254V255H231ZM106 255V254H105ZM123 255H125V254H123ZM196 255V254H195ZM199 255V254H198ZM205 255V254H204ZM207 255V254H206ZM213 255V254H212ZM211 255V256H212ZM216 255V254H215ZM220 255V256H221ZM244 255H245V252H244ZM249 255V254H248ZM253 255V254H252ZM255 255V254H254ZM259 255V254H258ZM189 256V255H188ZM191 256V255H190ZM197 256V255H196ZM224 256V255H223ZM228 256V255H227ZM240 256V255H239ZM261 256V255H260ZM100 257V256H99ZM106 257V256H105ZM121 257H119V255L117 256V257H114L115 258V260L113 261L114 263H112V264H117L116 263V261H118V259L119 258H121ZM201 257V256H200ZM200 257H196V259L197 258H200ZM231 257V256H230ZM235 256H233V258H234ZM238 257V256H237ZM246 257H248V256H246ZM246 257L244 258L243 257V259L244 260H246ZM258 257V256H257ZM96 258V257H95ZM94 258V259H95ZM113 258V259H114ZM194 258V257H193ZM204 258H205V256H204ZM212 258V257H211ZM213 258H215V257H213ZM221 259L223 258L222 256L220 257ZM251 258V257H250ZM103 259V258H102ZM106 260H107V258H105ZM192 259V258H191ZM195 259V260H196ZM203 259V258H202ZM227 259V258H226ZM229 259V258H228ZM236 259V258H235ZM252 259V258H251ZM254 259V258H253ZM262 259V258H261ZM89 260V259H88ZM97 260H99L98 258H97ZM105 260V261H106ZM111 260V259H110ZM188 260V259H187ZM210 260V259H209ZM220 260V259H219ZM26 261V260H25ZM199 261V260H198ZM229 261V260H228ZM260 261V260H259ZM259 261H258V263H259ZM73 262V261H72ZM95 262H97L96 260H95ZM108 262V261H107ZM188 262V261H187ZM192 262H193V260H192ZM211 262V261H210ZM225 262H227V261H225ZM233 262H235V260H233ZM232 262V263H233ZM246 262V261H245ZM244 262V263H245ZM263 262V261H262ZM26 263V262H25ZM71 263V262H70ZM195 263V262H194ZM206 263H207V261H206ZM218 263H219V261H218ZM217 263V264H218ZM221 263V262H220ZM230 262H228V264H229ZM238 263V262H237ZM248 263V262H247ZM80 264V263H79ZM82 264V263H81ZM91 264V263H90ZM93 264H95V263H93ZM189 264V263H188ZM209 264V263H208ZM239 264V263H238ZM243 264V263H242Z\"/></svg>",
    "mask_w": 264,
    "mask_h": 264
}]
</instances>
